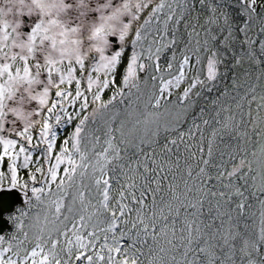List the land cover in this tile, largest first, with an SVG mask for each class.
I'll use <instances>...</instances> for the list:
<instances>
[{
  "label": "snow or ice",
  "instance_id": "snow-or-ice-1",
  "mask_svg": "<svg viewBox=\"0 0 264 264\" xmlns=\"http://www.w3.org/2000/svg\"><path fill=\"white\" fill-rule=\"evenodd\" d=\"M262 111L264 0H0V264H264Z\"/></svg>",
  "mask_w": 264,
  "mask_h": 264
},
{
  "label": "water",
  "instance_id": "water-1",
  "mask_svg": "<svg viewBox=\"0 0 264 264\" xmlns=\"http://www.w3.org/2000/svg\"><path fill=\"white\" fill-rule=\"evenodd\" d=\"M25 200L26 192L19 188L0 189V233H6L12 228V224L6 215L13 212L17 206L24 205Z\"/></svg>",
  "mask_w": 264,
  "mask_h": 264
},
{
  "label": "flooded vegetation",
  "instance_id": "flooded-vegetation-1",
  "mask_svg": "<svg viewBox=\"0 0 264 264\" xmlns=\"http://www.w3.org/2000/svg\"><path fill=\"white\" fill-rule=\"evenodd\" d=\"M23 19H24L25 21H28L29 18H28V17H24ZM28 30H29L28 28H24V31H25V32H27ZM14 211H15V210H14ZM14 211L11 212L10 214H8L7 217H11V216L15 215L16 213H15Z\"/></svg>",
  "mask_w": 264,
  "mask_h": 264
},
{
  "label": "rangeland",
  "instance_id": "rangeland-1",
  "mask_svg": "<svg viewBox=\"0 0 264 264\" xmlns=\"http://www.w3.org/2000/svg\"><path fill=\"white\" fill-rule=\"evenodd\" d=\"M115 41V40H114ZM254 105V104H253ZM256 108V105L255 106H253V113H255V108ZM260 115H261V117H264V111H262L261 113H260Z\"/></svg>",
  "mask_w": 264,
  "mask_h": 264
},
{
  "label": "trees",
  "instance_id": "trees-1",
  "mask_svg": "<svg viewBox=\"0 0 264 264\" xmlns=\"http://www.w3.org/2000/svg\"><path fill=\"white\" fill-rule=\"evenodd\" d=\"M253 106H255V104L253 105ZM255 108V107H254ZM256 115V112H255V114H253V116H255ZM24 208V207H23ZM18 209H22V207H20V208H18ZM14 227V226H13ZM13 230V228L10 230V231H12ZM9 231V232H10Z\"/></svg>",
  "mask_w": 264,
  "mask_h": 264
},
{
  "label": "bare ground",
  "instance_id": "bare-ground-1",
  "mask_svg": "<svg viewBox=\"0 0 264 264\" xmlns=\"http://www.w3.org/2000/svg\"><path fill=\"white\" fill-rule=\"evenodd\" d=\"M253 114H255V113H253Z\"/></svg>",
  "mask_w": 264,
  "mask_h": 264
}]
</instances>
